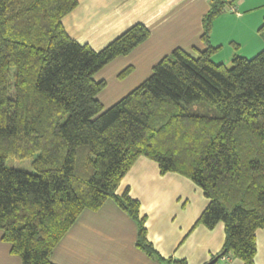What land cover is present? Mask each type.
I'll list each match as a JSON object with an SVG mask.
<instances>
[{"label":"trees","instance_id":"trees-1","mask_svg":"<svg viewBox=\"0 0 264 264\" xmlns=\"http://www.w3.org/2000/svg\"><path fill=\"white\" fill-rule=\"evenodd\" d=\"M234 1L209 0L203 50L175 48L103 108L97 95L105 82L94 74L144 42L148 29L134 24L95 51L63 29L76 0H0V232L22 264H52L81 212L107 199L135 223L141 252L186 264L159 256L138 201L115 192L139 157L201 190L207 204L195 225L221 223L224 232L209 261L255 264V232L264 229V48L250 59L233 55L226 67L211 61L219 47L209 40ZM258 32L264 36V16ZM8 157H32L33 172L6 168Z\"/></svg>","mask_w":264,"mask_h":264},{"label":"crops","instance_id":"crops-1","mask_svg":"<svg viewBox=\"0 0 264 264\" xmlns=\"http://www.w3.org/2000/svg\"><path fill=\"white\" fill-rule=\"evenodd\" d=\"M76 1V7L62 19L63 29L69 38L95 51L134 24H142L149 31V37L129 54L116 57L94 74L95 80L105 82L97 95L103 107L113 105L147 79L152 67L175 48L192 55L204 49L201 20L209 0ZM233 5V12L222 13L212 23L209 40L213 47L223 46V39L216 33L221 19L233 20L230 21L233 25L243 22L247 13L258 8L264 10V0H235ZM238 6L244 8L242 14L238 13ZM263 16L264 11L249 24L245 34L249 38L242 41L244 44L233 34L224 35L225 39L232 38L229 40L235 45L230 58L236 54L251 58L264 48V39L255 31ZM127 68L130 71L120 77ZM125 190L138 201L147 239L161 258L205 264L220 252L223 225L219 223L213 229L195 225L207 200L189 179L174 173L161 175L156 163L139 157L115 192L121 195ZM136 234L133 220L112 199H107L99 209L81 212L55 245L49 259L52 264H164L136 247ZM255 244L254 262L264 264V229L255 232ZM0 264H22L1 240V232ZM226 264L242 263L230 259Z\"/></svg>","mask_w":264,"mask_h":264},{"label":"rangeland","instance_id":"rangeland-1","mask_svg":"<svg viewBox=\"0 0 264 264\" xmlns=\"http://www.w3.org/2000/svg\"><path fill=\"white\" fill-rule=\"evenodd\" d=\"M243 9H244L243 7L239 8V6H238V8H237L238 13L242 14ZM263 11L264 10L262 8H258L256 10H254L252 13H250L249 15L247 13L246 19L244 18L245 20L243 22H239V23L234 22L233 25L230 24V21L233 22V20L225 21L224 19H221V21L218 23L216 33L219 35L220 39H223L222 40L223 46L221 49L219 48V50L216 52V54L212 55L211 61L215 64H222L226 67H229L230 60H231L229 55H230L231 51H233V49L235 48V45H232L231 40H229L232 38L225 39L224 35H226V33L228 32L231 35L233 34L235 39H238L241 42L246 41L249 38L248 36L245 35L246 31H247V27L249 26L250 23L255 22V19L257 18V16H259V14L262 13ZM224 13H229V11H227V9H225ZM223 16H225V15H223ZM232 16H235V15H232ZM220 18H222V17H220ZM246 20L248 23L246 22ZM260 25L261 24H259V26L256 27L255 31H256V33L260 39H262V38L264 39V36L258 32V28L260 27ZM229 29H231L230 32H229ZM238 52H239V50H238ZM195 55L196 54L193 53L192 56H195ZM247 59H250V58L248 57ZM107 107H109V106H107ZM107 107H103V108H107ZM31 162H32V157L22 159V160L15 159L12 157H8L4 161V164H5L6 168L21 170V171H24L27 173H32L33 170L31 168Z\"/></svg>","mask_w":264,"mask_h":264},{"label":"built area","instance_id":"built-area-1","mask_svg":"<svg viewBox=\"0 0 264 264\" xmlns=\"http://www.w3.org/2000/svg\"><path fill=\"white\" fill-rule=\"evenodd\" d=\"M234 10H235V7L233 5H231L227 8V11H229V12H233ZM228 261H229L228 258H223V259H221L220 264H226Z\"/></svg>","mask_w":264,"mask_h":264},{"label":"water","instance_id":"water-1","mask_svg":"<svg viewBox=\"0 0 264 264\" xmlns=\"http://www.w3.org/2000/svg\"><path fill=\"white\" fill-rule=\"evenodd\" d=\"M216 261H217V258H214L213 260L207 262L206 264H215Z\"/></svg>","mask_w":264,"mask_h":264}]
</instances>
